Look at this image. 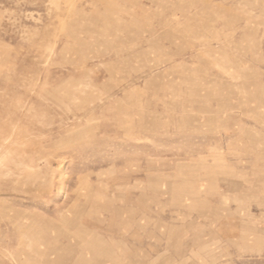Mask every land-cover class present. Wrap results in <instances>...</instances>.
Returning <instances> with one entry per match:
<instances>
[{"label": "rangeland", "instance_id": "374dc122", "mask_svg": "<svg viewBox=\"0 0 264 264\" xmlns=\"http://www.w3.org/2000/svg\"><path fill=\"white\" fill-rule=\"evenodd\" d=\"M0 264H264V0H0Z\"/></svg>", "mask_w": 264, "mask_h": 264}]
</instances>
